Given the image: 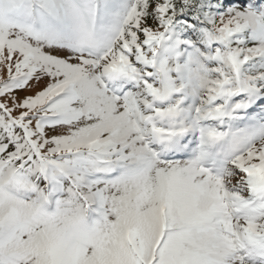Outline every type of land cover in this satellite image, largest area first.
Listing matches in <instances>:
<instances>
[{
  "label": "snow or ice",
  "instance_id": "6c2138e0",
  "mask_svg": "<svg viewBox=\"0 0 264 264\" xmlns=\"http://www.w3.org/2000/svg\"><path fill=\"white\" fill-rule=\"evenodd\" d=\"M0 264H264V0H0Z\"/></svg>",
  "mask_w": 264,
  "mask_h": 264
},
{
  "label": "rangeland",
  "instance_id": "374dc122",
  "mask_svg": "<svg viewBox=\"0 0 264 264\" xmlns=\"http://www.w3.org/2000/svg\"><path fill=\"white\" fill-rule=\"evenodd\" d=\"M24 93H19L18 95H23Z\"/></svg>",
  "mask_w": 264,
  "mask_h": 264
}]
</instances>
